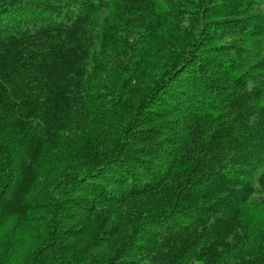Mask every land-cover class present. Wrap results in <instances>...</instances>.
<instances>
[{
  "label": "trees",
  "instance_id": "trees-1",
  "mask_svg": "<svg viewBox=\"0 0 264 264\" xmlns=\"http://www.w3.org/2000/svg\"><path fill=\"white\" fill-rule=\"evenodd\" d=\"M0 264H264V0H0Z\"/></svg>",
  "mask_w": 264,
  "mask_h": 264
}]
</instances>
